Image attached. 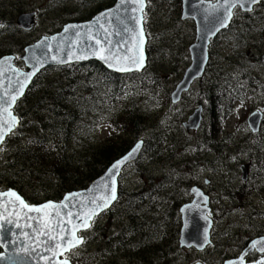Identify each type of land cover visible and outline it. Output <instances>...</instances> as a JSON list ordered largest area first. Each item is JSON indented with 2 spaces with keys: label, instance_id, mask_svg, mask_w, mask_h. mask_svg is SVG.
<instances>
[{
  "label": "rangeland",
  "instance_id": "374dc122",
  "mask_svg": "<svg viewBox=\"0 0 264 264\" xmlns=\"http://www.w3.org/2000/svg\"><path fill=\"white\" fill-rule=\"evenodd\" d=\"M73 3L75 4L74 0ZM73 3L67 1V7L61 8L59 13H56L53 9L51 10V7H22L25 10H28V8H38L43 12V16L38 21L37 28L32 35H38L39 32L45 31L47 29L45 25L54 19L56 15H67L74 8L70 7L74 6ZM104 3L105 1L103 0ZM180 6L181 0H154L151 16L147 18V22L149 23L148 47L150 48L147 69L153 70V68H160V65L165 62L166 66L163 69L164 72L168 71L169 73L166 79H168L167 89L170 92L181 81L183 67L190 64L188 47L195 39L193 23L187 21L182 22L180 20ZM0 8V15L9 19L11 17L10 8ZM260 21H264L262 16ZM24 38L26 39L27 37ZM263 38L264 28L259 26L258 9L248 17H243L241 13L236 14L231 29L222 33L213 43V54L211 56L213 64L208 71V77L211 79L214 78L219 70L224 74L236 73V79H239L241 87L237 89L239 93L236 95L235 102L229 105L227 117L222 122V131L214 133L210 138L212 144L216 142L222 145L221 150L215 151L209 145L205 151H200L199 142L203 139L208 117L206 112H204V124L200 132L187 134L180 127V122L185 115L198 103L197 95L204 109L206 108L204 98L202 97L205 86L202 87L197 83L181 105H178L179 107L176 105L172 109L169 106L165 107L166 104L163 103V100L147 101L145 99L142 102L138 101V103H142L140 108L147 111L146 128H151L153 124V129H155L153 135L157 138L162 136L164 143L160 142L159 148L156 146L158 140H151L145 147L143 154L139 158L140 160L124 172L120 181L123 186L136 187V184H144V182L138 180L139 172L144 173L143 169L140 170L143 162L146 164L145 172L160 175H165L164 173H166V176H170L172 180H181L182 184L178 188L179 192L173 189L176 186V181L171 187L167 188L169 189V193H171L170 196L174 194L177 199H181L184 202L185 198L186 201L189 200L188 187L191 179L199 181L197 180V172L198 170H203L202 180L198 184L203 189H206L207 194L210 191H214L211 197L218 201L215 205L219 209L215 213L217 217L215 226L219 228V232L221 230L229 231L230 227L249 229L259 226V231L261 230L260 227L264 229V197L260 190L262 188L257 187L259 188V195H255L254 199L250 200V203H247L246 200V197H249L247 193H245V196L247 195L246 197H240L242 200L230 199L224 194L226 187H229V185L231 187L235 186L238 189L239 185L232 180L231 174L228 173L229 169H231V164L237 158L242 160L243 164L247 167H250V170L253 171L255 169L252 166L254 151L247 150L242 154V149L243 147H251L250 145H245L250 141L249 136L247 137V141H245V136L247 133H250L244 117L250 110H258L264 106V70L262 66L259 67L258 61L263 48ZM48 75L45 74L40 78V85L37 91L38 89L40 90L36 92L37 95H40L44 91L43 89H47L46 83L48 81L58 82L60 79V76L57 74H54L55 76ZM160 75L163 76V73ZM244 75L246 76L244 77ZM177 116L182 117L179 123H176ZM207 124L210 125V123ZM211 131L212 127L210 128ZM261 134L259 136V143L260 148L264 149V126ZM114 135V129L104 124L98 126L94 132L95 140L99 141L97 143H101V139L104 141V139ZM136 139L146 141L143 135L136 137ZM16 141L17 138L10 140L8 145L3 148L0 154V163L3 162L6 152ZM256 151L259 152V148ZM41 154L43 156L45 155L44 153ZM66 154L72 158L76 157V155H72L71 150H67ZM176 156L178 158H175ZM174 159H178V161H174ZM50 163L51 160H45V164ZM3 167V164H0V170ZM235 168L237 169L238 165ZM45 169L39 170L38 174H33L29 179L24 180L26 181L24 183L25 186H21L19 189L24 194L29 195L26 188H31L32 186L39 188L35 182H37L38 175H42ZM258 174H253L256 177L254 181L256 183L263 182L264 172L259 175V179L257 180ZM9 178L14 179L12 174H8L7 177L4 176L0 179V190L8 186ZM238 180L241 182L240 176ZM47 187L50 188L49 186ZM50 189L53 191L52 196L57 195L59 192L58 187L52 186ZM163 195L165 196L166 194ZM43 198L37 199V201L40 202ZM244 207L249 209L245 211ZM256 211H259V217L256 215ZM114 213L115 221L119 223L121 221L119 211L116 212L114 210ZM256 217L259 223L256 222ZM121 227L123 228V226ZM168 228L171 229L170 226ZM96 233L97 230L94 229V232L88 238V244H99L98 240L94 242ZM99 233H103L102 229H99ZM100 246L103 247V244ZM93 253L94 250L92 247H85L78 251L76 257L73 259L74 264H91Z\"/></svg>",
  "mask_w": 264,
  "mask_h": 264
},
{
  "label": "trees",
  "instance_id": "16d2710c",
  "mask_svg": "<svg viewBox=\"0 0 264 264\" xmlns=\"http://www.w3.org/2000/svg\"><path fill=\"white\" fill-rule=\"evenodd\" d=\"M261 16L264 18V2L259 6V22ZM160 66L153 70L146 69L141 73L117 75L108 72L99 63L92 62L91 71L76 76L73 83L68 82L71 76L67 75L62 87L44 90L43 101L39 99L36 104V100L31 109L25 112L22 109L20 112L27 121L21 122L18 130H23V126L28 123L30 127L27 133L31 134L32 140L29 141V145L21 141L11 145L7 172L12 173H0V178L12 174L14 179L9 178L8 185H23L26 181L21 183L20 181L29 179L35 170L46 168L41 176L45 178H38L35 182L38 184L37 187H42L45 194L47 186L58 187L62 193L86 188L115 160L130 150L136 137L139 135L148 137L150 129L146 128L147 111L140 108L142 103L138 101L163 100L166 105L169 102L166 79L169 73L164 72L165 62ZM162 73L163 76L160 75ZM236 78L234 73L225 75L218 72L213 79L206 81L204 79L199 83L200 86H205L202 97L208 102L207 123H210L205 124L203 142L200 145L202 152L209 145L215 151L221 150L222 145L216 142L212 144L210 138L214 133L222 131V122L227 117L229 105L234 103L233 98L239 93L237 89H240V83ZM46 84L53 83L48 81ZM71 91L78 95V99L71 96ZM28 93L27 100L33 101L37 98L36 90L33 88H30ZM42 102L43 109L40 108ZM36 106L40 108V112ZM102 124L113 128L115 135L105 142L101 139V143H96L94 132ZM154 138L156 137H151ZM160 142L164 143V140L160 139ZM67 150H71L72 155L76 157L67 156ZM45 160H51V163L45 164ZM14 163L19 165L21 171H15ZM244 194L245 191L242 190V198ZM241 196L237 194V200H242ZM146 200L145 195L135 198L129 196L128 201L124 200V205L129 208L124 210L123 216L120 215V220L125 219L118 225L125 226L128 231H132V228L139 230L152 227L153 217L143 214L147 212L142 207L144 204L147 205ZM133 206H136L138 212ZM170 212L173 213L172 210ZM171 218L174 220L173 216ZM172 220H169L172 223L170 226L175 229V222ZM98 235L103 238V233ZM96 238L99 243H103L102 238Z\"/></svg>",
  "mask_w": 264,
  "mask_h": 264
},
{
  "label": "water",
  "instance_id": "95a60500",
  "mask_svg": "<svg viewBox=\"0 0 264 264\" xmlns=\"http://www.w3.org/2000/svg\"><path fill=\"white\" fill-rule=\"evenodd\" d=\"M262 1L263 0H261V2ZM224 2L225 0H216V2L213 4L204 0H182L181 20L184 21L187 19H192L195 22L196 43L189 47L191 65L186 69L182 81L177 85L176 90L171 96L173 104H176L179 101L180 95L183 92L188 91L190 86L196 80L202 78L205 66L208 61L207 49L209 41L213 39L220 31L226 29L229 25L231 20L227 22V26L219 27L218 30H215L219 24L218 17L225 15L226 10L223 7ZM118 3L119 0H117L116 5L110 10L116 9ZM257 4L246 5V8L242 10L248 11L246 10L248 7H251L252 9L253 6ZM134 7V3L126 2L120 8L119 20L113 17L110 25L101 20V23H105V26L109 27L110 31L113 33L109 37L112 41L113 50L116 49L117 43H121L122 46L119 49V54L121 55H123L129 47V45L123 44V41H130L131 35L122 31L120 32V35H116L115 33L118 30H122L125 24L131 28H136L137 31H139L140 26L136 25L134 21L129 19L130 16L138 14L131 12V9ZM233 10L234 9H232V13ZM106 12L107 11L102 13ZM102 13L95 16L88 23L67 25L59 34L53 35L51 37H43L34 45L26 47L24 56L21 58V60L25 62L28 68L27 72H20L15 69L12 70L11 63L9 64L10 59L13 60L11 57H6L0 61V124H2L4 120L8 119L7 113L3 112V107L8 106L10 103V97L16 93V90L20 86V82L24 81L29 74L35 72L34 75H31V79L28 80L26 86L23 88V93L18 95L15 103L23 97L25 90L28 88L36 74L47 66L86 63L89 60H95L108 70L117 74H128L133 72L140 73L144 69L146 60L145 36L142 46L143 67L139 70L133 69L132 71H117L116 67H114L111 63L101 59L99 55L94 54L97 46L95 44V39H90V37H103V30L100 28V25L97 24V19ZM121 21H123V23H121ZM18 23L23 29H32V23L28 16L20 17ZM65 28H69V31L66 32ZM53 57H55V59H53ZM37 61H40L41 63H37ZM262 61L264 63V55L262 57ZM15 103L11 104L10 111L14 107ZM263 112L264 109L262 112L259 111V114L254 113L248 118V124L253 133H256L258 130H260ZM198 117L199 113H197L196 117L194 116L189 119V124L186 125L188 129H197L199 122ZM16 126L17 122L13 129ZM3 130L4 129H0V131ZM9 133L10 132L4 136V139ZM138 143H140V148L135 152L134 156L120 164L118 174L115 176L114 185L112 184V181L108 175L109 171L113 169V166L116 165L117 162L121 161L124 157L131 153L136 145L124 157L114 162L106 171V173L94 181L86 190L67 194L59 203H54L58 207L63 204L68 205L67 208H61L62 214L72 211L74 221L79 223V220H75V216L78 213L95 208L96 204L92 203L94 199L96 200L97 204L102 203V201L98 198L101 196H109L112 187H115L116 190L117 178L121 170L127 164L135 161L141 151L143 143ZM242 173V180L245 181L246 172L242 171ZM10 192L12 191L0 193V248L2 250L0 253V264H46L45 259H42V257L50 258L47 260V264H62V261L59 260V257L61 256L59 254V250H57V255L55 257H52V253L50 251H45V248L51 247L53 244H55V241H48L47 236L37 237L35 235V230L39 228V225L36 224L34 219H28L29 216L36 217L37 215L42 214L28 212L27 209L21 208L19 201H17L15 197H10L7 195ZM191 193L195 197V200H193L192 203L183 206L180 210L185 227V229L182 228L180 244L181 246L188 248L191 247V245H194V247L198 250H203L206 245L209 244L208 231L211 228V221L208 217L205 219L206 216H210V210L208 209V199L206 196L201 194V191L197 188L193 189ZM20 199L22 200V198ZM45 204L39 206H43ZM203 204L204 206H202ZM102 210H99L98 214ZM65 226L69 227L67 224H65ZM193 228L198 229L199 232L195 234L190 233ZM83 230L86 229H80L76 235L78 236V233ZM205 233H207V240H205ZM52 235H56V233H52ZM37 238L47 243L37 245L35 242ZM259 242H261L259 243V248L260 244L264 246V238L259 239ZM262 262H264V258L262 261H259V264H262Z\"/></svg>",
  "mask_w": 264,
  "mask_h": 264
},
{
  "label": "flooded vegetation",
  "instance_id": "af4514ba",
  "mask_svg": "<svg viewBox=\"0 0 264 264\" xmlns=\"http://www.w3.org/2000/svg\"><path fill=\"white\" fill-rule=\"evenodd\" d=\"M67 1L73 3V0H0V7H9L11 12V17L9 19L0 15V24L4 25V28L0 29V61L6 57H11L13 60L10 59L9 64L11 63L12 70L15 69L20 72H27L28 68L25 62L21 60L24 56L26 47L35 44L40 38L58 34L67 25L88 23L95 16L109 10L117 3V0H104L105 5L103 4V0H74V6H70L74 8L70 10L67 15H56L54 19L50 20L49 23L45 25L47 27L45 31L39 32L38 35H32L37 28L38 21L41 19V16H43V12L38 8H28V10H25L22 7H51V10L53 9L56 13H59L61 8L67 7ZM205 1L212 2L213 0ZM152 7H154V0H145L143 28L147 41L149 39V23L147 22V18L151 16ZM238 12L239 9H235L234 16ZM23 16H28L31 21V30L23 29L19 25V18ZM24 37L27 38L25 39ZM91 64L92 62L88 64L71 63L61 66H47L36 74L28 88L25 90L24 95L30 90V88L35 90L39 87L40 79H38V76L41 74H49L48 76L57 74L60 76L59 83L61 84H64L67 80L66 76L70 75L72 76L69 80L71 84L75 81L73 77L91 71L89 66ZM71 93L72 97L78 99V95H76L74 91H71ZM187 95L188 94L183 96L182 102ZM20 104L24 106L25 109L28 105L27 101L23 100ZM262 110L263 109L260 111L262 112ZM254 113L259 114V109L253 110V112L250 110L248 114ZM262 117L259 135L255 136L247 133L245 136V141H247L248 136L250 138V141L245 145H250L251 147L242 146V154L247 150H250L251 152L254 151L252 166L255 169L253 171L250 170V167H247L243 164V161L238 158L233 164H231V169H229L228 173L231 174L232 180H234L239 186L238 189L235 186L231 187V185H229L230 188L226 187L224 194L227 198L237 199V194L241 196V192L244 190L245 193L249 195V197H246L247 195L245 196L247 203H250V200H253L255 195H259V188H262L260 190L264 197V180H262L263 182L256 183L254 181L256 180V177L253 175L259 173L257 175L258 180L259 175L264 172V149L260 148L259 143V136L262 135L261 131L264 126V112L262 113ZM257 148H259V152L256 151ZM250 151L248 152L251 153ZM237 165L238 168L236 169L235 166ZM241 170L246 172L245 181L242 180L243 175L241 174ZM202 172L203 170H198L197 172V180L199 181L191 179V183L188 187L189 200L186 201L185 198V201L182 203H190L193 201L194 196H191V191L195 188L202 190L210 197L209 209L211 210L210 217L213 220V223L209 232L210 244H208L203 251H197L194 248H181L177 245L175 239V237H178L177 235H179L177 233V228L165 229V227L157 224L165 222L154 221V226L152 227L139 230L132 228V231H128L127 228L118 226L116 228H108L106 223V227L103 230V255L101 258L97 259L98 264H226L227 262L230 264H241V260H243V264H254L262 259L264 254H260L257 251L258 246L253 248L252 244L257 240L264 238L263 228H261L260 233L259 228L257 227L249 229L230 227L229 231L221 230L219 232V228L215 226L217 221L215 213L219 211L215 205L218 201L211 197L214 191H210V193L207 194L206 189H203L198 184V182H201L202 180ZM161 176L163 175L152 173V177L154 178L150 180V187H144L145 191L149 193L148 199L146 200L148 201L147 205L144 204L142 206L144 209L151 207V203L154 205L159 204L161 202L159 199L160 196H163L165 199L166 209H170L171 193H169V189H159L158 186V183L161 182L159 181ZM239 176L241 182L238 180ZM226 190H228V192H226ZM124 191L126 193L131 191L137 192L139 191V188H134L132 190L130 187H125ZM163 194L166 195L164 196ZM244 209L247 211L249 208L244 207ZM155 216H157V214ZM168 216H170V214H168ZM94 264L96 263L94 262Z\"/></svg>",
  "mask_w": 264,
  "mask_h": 264
},
{
  "label": "snow or ice",
  "instance_id": "6c2138e0",
  "mask_svg": "<svg viewBox=\"0 0 264 264\" xmlns=\"http://www.w3.org/2000/svg\"><path fill=\"white\" fill-rule=\"evenodd\" d=\"M126 2L134 3L135 7L131 9V12L138 13L137 15H132L129 17L131 21H134L136 25H139V31L136 28H131L127 24L124 25L122 30H118L115 34L120 35V32H126L131 35V40L123 41V44L129 45L127 51L121 55L119 54V49L122 46L121 43H117L116 49L113 50L112 41L109 38L113 33L110 31V28L105 26V23H101V20L105 21L107 24H111L112 18L115 17L119 20V12L121 6H123ZM261 0H225L223 7L225 8V15L218 17L219 24L215 30H218L219 27L227 26V22L232 18V9L239 7L240 9H245L246 5H252L260 3ZM144 7L145 0H119V3L114 10H108L106 13H102L101 16L97 19V24L100 25V28L103 30V37H90V39H95L96 49L94 54L99 55V57L106 62L111 63L114 67H116L117 71H132L133 69L139 70L143 67V55H142V46L144 43V31H143V23H144ZM246 10L251 11V7H248ZM123 23V21H121ZM4 28L3 24H0V29ZM65 31H69V28H65ZM55 59V57H53ZM37 63H41L37 61ZM35 72L29 74L24 81L20 82L19 88L16 90V93L11 95L10 103L7 107H3V112L7 113L8 119L4 120L2 124H0V129H4L0 131V144L3 143L4 136L11 132L14 125L16 124V118L12 115L10 111V107L12 103H15L18 95L23 93V88L26 86L28 80L31 79V75H34ZM6 126V127H5ZM140 148V143H137L133 148L132 152L129 153L126 157H124L121 161L117 162L116 165L113 166V169L109 171L108 175L112 181V184H115V176L118 174V169L120 164L124 163L127 159L134 156L135 152ZM107 186V185H106ZM10 197H15L17 201H19L20 207L23 209H27L28 212H34L37 214L36 217L29 216L28 219H34L36 224L39 225V228L35 230V235L39 236H47L48 241H55L51 247H46L45 251H50L52 253V257L57 255V250H59V254L62 256L65 252L71 251L72 248L78 246L83 243V238L78 237L76 233L80 229H87L91 226L92 218L98 214L99 210L107 208L110 201H114L117 199L115 187L111 188L110 195L107 197L101 196L98 199L102 201V203L97 204L96 200L92 201L93 204H96V207L91 210H86L81 213H78L75 216V220H79V223H76L73 219L72 211H68L67 213L62 214L61 208H67V204L60 205L59 207L52 203H46L43 206L39 207H31L27 205L23 200L20 199L14 192H10L7 194ZM11 202V201H10ZM207 219V216L205 217ZM65 224L69 225L66 227ZM31 226V225H29ZM52 233H56V235H52ZM27 235V234H25ZM205 240H207V233H205ZM36 244H45L47 242L41 241L38 238L36 239ZM257 243L261 242H253L252 247L255 248ZM35 250V249H34ZM259 251L264 253V246L259 248ZM45 259L46 264L47 260L50 258L42 257ZM62 264H69L68 260L65 259L62 261ZM241 264H243V260H241ZM264 264V262H262Z\"/></svg>",
  "mask_w": 264,
  "mask_h": 264
},
{
  "label": "bare ground",
  "instance_id": "6f19581e",
  "mask_svg": "<svg viewBox=\"0 0 264 264\" xmlns=\"http://www.w3.org/2000/svg\"><path fill=\"white\" fill-rule=\"evenodd\" d=\"M223 126V125H222ZM260 133V132H259ZM205 154V153H204ZM154 178V177H153ZM260 247H262V245L260 244Z\"/></svg>",
  "mask_w": 264,
  "mask_h": 264
}]
</instances>
